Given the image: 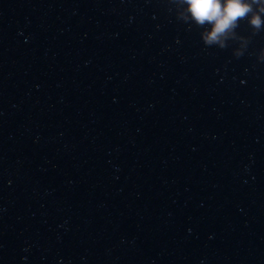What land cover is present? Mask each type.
I'll return each instance as SVG.
<instances>
[{
	"label": "water",
	"instance_id": "obj_1",
	"mask_svg": "<svg viewBox=\"0 0 264 264\" xmlns=\"http://www.w3.org/2000/svg\"><path fill=\"white\" fill-rule=\"evenodd\" d=\"M182 7L0 0V264H264V28Z\"/></svg>",
	"mask_w": 264,
	"mask_h": 264
},
{
	"label": "clouds",
	"instance_id": "obj_2",
	"mask_svg": "<svg viewBox=\"0 0 264 264\" xmlns=\"http://www.w3.org/2000/svg\"><path fill=\"white\" fill-rule=\"evenodd\" d=\"M183 6L179 12L184 21L191 20L203 28L202 40L206 45L227 46L230 39H239L246 43V38L238 36L236 29L242 20H247L254 31L264 28V0H175ZM235 54L239 56L241 49ZM264 59V51L261 53Z\"/></svg>",
	"mask_w": 264,
	"mask_h": 264
}]
</instances>
